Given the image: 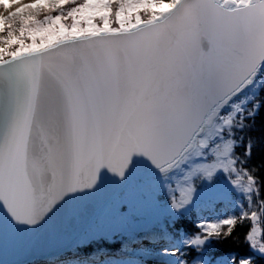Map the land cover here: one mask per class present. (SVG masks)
Listing matches in <instances>:
<instances>
[{
  "label": "snow or ice",
  "instance_id": "snow-or-ice-1",
  "mask_svg": "<svg viewBox=\"0 0 264 264\" xmlns=\"http://www.w3.org/2000/svg\"><path fill=\"white\" fill-rule=\"evenodd\" d=\"M0 264H264V0H0Z\"/></svg>",
  "mask_w": 264,
  "mask_h": 264
},
{
  "label": "trees",
  "instance_id": "trees-1",
  "mask_svg": "<svg viewBox=\"0 0 264 264\" xmlns=\"http://www.w3.org/2000/svg\"><path fill=\"white\" fill-rule=\"evenodd\" d=\"M224 247H225V250H228V247H229V246L225 245Z\"/></svg>",
  "mask_w": 264,
  "mask_h": 264
}]
</instances>
